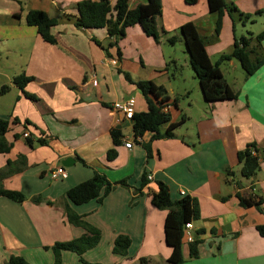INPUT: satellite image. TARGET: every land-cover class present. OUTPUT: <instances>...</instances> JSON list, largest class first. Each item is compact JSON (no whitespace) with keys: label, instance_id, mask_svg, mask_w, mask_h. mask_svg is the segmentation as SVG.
<instances>
[{"label":"crops","instance_id":"0c3cea01","mask_svg":"<svg viewBox=\"0 0 264 264\" xmlns=\"http://www.w3.org/2000/svg\"><path fill=\"white\" fill-rule=\"evenodd\" d=\"M81 1L0 0V91L9 87L5 94L0 92V119L10 124L5 139L11 146L8 154H0L1 184L25 197L19 203L0 195V264L12 256L29 264H53L51 248L56 243L87 233L69 222L68 208L97 229L100 240L81 257L62 252V264H141L142 259L169 264L167 211L151 201L158 181L169 187L173 201L183 197L181 192L190 197L197 214L192 224L195 238L201 239L199 256L191 258L185 239L183 264H264V238L257 231L264 225V65L246 77L237 60L221 64L235 98L207 102L180 32L192 22L216 64L233 51L238 39L235 19L226 13L216 35L218 16L210 12L207 0L195 5L160 0L158 42L139 25L116 39L106 29L75 26ZM109 1L115 5L118 0ZM234 1L226 0L230 6ZM145 2L129 0V9ZM250 2L241 11L262 10L258 0ZM32 11L58 20L51 31L55 44L27 24ZM171 37H176L175 45L169 44ZM225 68L230 69L228 77ZM17 77L32 80L21 89L14 83ZM138 81H152L166 90L171 123L179 125L173 138L154 139L151 132L136 137L132 122L115 110L116 103L133 99L135 114L148 112L134 84ZM167 127H161L162 134ZM114 130L121 132L118 145ZM250 145L262 159L257 175L247 179L238 154ZM111 150L116 151L114 159L108 158ZM67 158L73 159L69 168L63 166ZM58 167L66 169L67 178L53 181L51 171ZM96 173L112 184L126 185L115 186L101 201L72 204L67 192ZM241 199L262 204L243 207ZM119 236L131 240L126 256L113 253Z\"/></svg>","mask_w":264,"mask_h":264},{"label":"trees","instance_id":"16d2710c","mask_svg":"<svg viewBox=\"0 0 264 264\" xmlns=\"http://www.w3.org/2000/svg\"><path fill=\"white\" fill-rule=\"evenodd\" d=\"M188 5H195L198 0H185ZM209 10L218 16L216 23V35H219L223 26V18L229 13L233 19V12L240 13L235 5H228L226 0H207ZM162 14V5L160 0H146L144 4L138 5L135 9H129V0H118L112 5L109 0H84L77 5V17L75 26L84 30L106 29L110 38L122 39L126 35L129 27L139 25L143 32L148 36L159 41L160 35L157 26V18ZM246 18H250L247 15ZM27 24L35 27L39 35L48 43L55 44L56 39L52 34V29L58 25V20L50 18L47 13L41 11H32L27 15ZM181 36L185 42L190 65L195 72L199 81L204 99L207 102L220 100H231L235 96L223 79L220 69L221 64L231 60H237L246 73V77L254 75L264 65V54L261 53V43L264 41V31L260 34L250 37L242 36L236 39L233 51L230 54H224L220 57L216 64H213L207 54L203 39L200 37L196 26L190 22L180 29ZM167 34V33H166ZM169 44L175 45L176 37L168 39ZM256 42L255 46L252 43ZM114 46L112 43L109 47ZM120 55V51H119ZM126 79L132 82L127 74ZM32 79L17 77L14 83L21 89L27 82ZM144 95L149 110L147 113L135 114L130 120L136 137H142L145 133L154 134V139H170L174 137L173 131L179 126L171 123V115L164 109L169 105V97L164 88L158 87L152 81H138L134 83ZM9 90L8 86L1 89V93L5 94ZM27 95V94H26ZM30 99L35 100L31 95H27ZM176 103V102H175ZM168 124L167 131L162 134L161 127ZM10 124L8 121L0 119V154H8L11 146L7 143L5 136L9 132ZM115 145H118L121 138V132L114 130L112 132ZM41 144H45L41 141ZM116 157V151L111 150L108 153L109 159ZM264 158V156H263ZM262 157L257 153L254 145L248 146L244 151L238 154V160L242 164V176L247 179L254 178L260 170ZM8 163L7 168L11 167ZM9 172H13L12 170ZM10 174V173H9ZM1 175V174H0ZM0 176V195L13 200L15 202H23L25 197L18 192H12L3 189ZM147 182V183H146ZM148 184L147 178L144 179V185ZM125 186L126 182L121 181L112 184L104 175L94 174L93 178L87 182L81 183L67 192L68 200L77 206L87 204L93 200L101 201L103 196L108 195L115 186ZM157 191L152 193V204L160 209L167 211L165 221V238L167 245L171 248V256L169 264H183L184 258L182 254L183 242L186 239L185 226L197 219V214L193 208L191 198L183 196L180 200L173 201L170 195L169 187L158 181L156 183ZM262 201L241 199L243 207L256 205L260 207ZM69 222L78 227H82L87 233L79 239L56 243L52 248L54 254L53 264H62L61 253L72 252L78 256H82L88 250L94 248L100 240V232L84 222L81 217L76 215L70 208L67 209ZM257 231L264 238V225L257 227ZM203 234V231L198 233ZM201 239L194 240L190 243L191 258H198V247ZM131 246V240L125 236H119L114 243L113 253L115 255L126 256ZM5 264H29L22 257L12 256ZM141 264H148L142 259Z\"/></svg>","mask_w":264,"mask_h":264},{"label":"rangeland","instance_id":"374dc122","mask_svg":"<svg viewBox=\"0 0 264 264\" xmlns=\"http://www.w3.org/2000/svg\"><path fill=\"white\" fill-rule=\"evenodd\" d=\"M235 4L232 3V5H235L237 9L240 11L241 15L239 13L236 14V12H233L235 24H236V37L240 39L242 36L250 37L256 36L264 31V0H258L259 6L262 10L259 11H241L243 5L251 4L250 0H235ZM247 15H250V18H246ZM181 37V36H180ZM186 49V47H185ZM178 52V51H177ZM180 58H183V55L181 53H177ZM225 76L228 77V71L230 72V69L227 70L225 68ZM195 73V72H194Z\"/></svg>","mask_w":264,"mask_h":264},{"label":"built area","instance_id":"2783aa9c","mask_svg":"<svg viewBox=\"0 0 264 264\" xmlns=\"http://www.w3.org/2000/svg\"><path fill=\"white\" fill-rule=\"evenodd\" d=\"M93 85L94 86L97 85V81L96 80L93 81ZM134 105H135V102H134L133 99H131L128 102H125V103H116L114 105V108L117 111L123 112L124 115H125V118L127 120H131L133 118V116H134ZM164 111L165 112H169V107L167 106L164 109ZM125 146L127 148H131L132 144L131 143H127ZM50 176H51V179L53 181L60 180V179H65V178H67V172H66V169L64 167H58V168H56V169L51 171ZM148 180L151 181L152 177L148 176ZM181 195L185 196L186 194L184 192H181ZM193 229H194V227H193L192 222L186 224V226H185L186 240L189 243H193L194 240H195V236L193 234Z\"/></svg>","mask_w":264,"mask_h":264},{"label":"water","instance_id":"95a60500","mask_svg":"<svg viewBox=\"0 0 264 264\" xmlns=\"http://www.w3.org/2000/svg\"><path fill=\"white\" fill-rule=\"evenodd\" d=\"M72 158H67L64 162H63V166L69 168L71 167V162H72Z\"/></svg>","mask_w":264,"mask_h":264}]
</instances>
